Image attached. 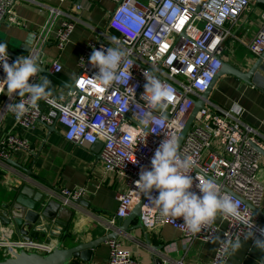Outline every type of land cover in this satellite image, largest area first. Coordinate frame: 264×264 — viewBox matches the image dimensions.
<instances>
[{
  "label": "built area",
  "instance_id": "built-area-1",
  "mask_svg": "<svg viewBox=\"0 0 264 264\" xmlns=\"http://www.w3.org/2000/svg\"><path fill=\"white\" fill-rule=\"evenodd\" d=\"M67 1L58 0L59 4ZM112 1L115 9L103 30L84 23L74 12L40 5L48 11V16L41 29L30 34L26 44L27 55L30 52L37 59L51 40L64 50L77 25L92 28L96 36L84 44L78 62L79 73L74 81L75 90L69 89L61 96L40 101L35 109L30 108L19 120L5 109L8 104L18 102L20 97L15 96L13 101L7 95H0V120L8 114L28 129L38 123L51 126L58 121L64 128L63 138L68 142L79 146L101 142L104 173L117 175L126 181V190L117 196L118 211L110 219L108 229L113 228L119 219L130 216L144 200L141 227L154 231L167 225L178 230L190 243L210 242L221 236L211 264H227L231 250H223L222 241L237 236L244 238V220L252 219L258 227L264 228V220L252 209H260L264 199V185L259 178L262 155L253 145L263 151L264 146L258 142L256 130L242 122L241 110H235V107L225 110L206 100L178 148L182 159L191 160L194 179L196 175L210 177L222 195H231L239 201V217L218 213L212 223L192 234L181 227L183 218H165L158 209L149 206L147 198L135 192V181L139 179L142 168H151L155 151L165 137L175 136L179 140L191 117L194 100L202 99V94L212 86L222 66L225 41L235 36L232 28L250 10V0ZM17 2L0 0V27L4 22L22 26L14 9ZM74 9L78 13L83 10L80 4H76ZM261 20L262 28L248 46L255 56L264 52V12ZM99 39L103 44L98 43ZM109 47L129 53L128 59L132 63L124 69L126 79L129 73L132 76L128 84L115 83L105 87L94 79L99 70L91 65L89 57L93 49ZM8 57V63L16 61ZM62 71V65L52 61L51 72L59 74ZM145 72L155 75L173 92L172 100L166 104L167 121L163 125L153 119L160 115L159 110L150 108L141 100L146 83ZM38 77L39 73L30 83L36 82ZM4 79L5 73L0 65V82ZM44 105L47 111L43 109ZM16 149L29 150V144L15 135L0 141V157L8 158L7 153ZM196 183L198 181L191 191L199 194ZM85 191L80 187L61 189L59 193L63 204L70 206L84 199ZM153 195L158 193L154 191ZM106 244L110 247L106 264H140L133 258L131 250L117 239H108ZM54 246L34 240L17 241L15 244L0 240V248L9 249L10 257L19 249L46 255L54 251Z\"/></svg>",
  "mask_w": 264,
  "mask_h": 264
},
{
  "label": "crops",
  "instance_id": "crops-1",
  "mask_svg": "<svg viewBox=\"0 0 264 264\" xmlns=\"http://www.w3.org/2000/svg\"><path fill=\"white\" fill-rule=\"evenodd\" d=\"M250 10L241 16L232 28L234 37L225 41L223 60L242 71L248 69L255 55L249 51L251 40L262 28L261 14L264 5L250 0ZM82 6L78 13L74 7ZM40 5L59 7L65 12H74L84 23L103 30L106 28L110 13L115 9L112 0H69L59 4L58 0H18L15 11L22 26L10 25L4 22L0 27V42L6 43L8 49L19 56L27 55L26 44L30 34L38 32L45 23L48 11ZM71 41L61 50L54 40L49 41L38 64L42 71L38 79L47 77L55 89V97L68 92L70 87L65 84H75L79 73V59L86 41L94 39L92 28L77 25ZM58 61L63 71L59 74L51 72L52 61ZM209 101L225 110L238 106L242 111V122L256 130L257 140L264 146V92L239 80L234 76H222L212 89ZM43 109L47 111L46 105ZM0 141L15 135L26 140L29 150L16 149L7 153L8 158L0 157V209L5 203H10L13 192L18 187L27 184L32 188L45 189L53 197H59L61 189L84 187L86 196L83 205L71 204L66 212L61 213L53 221H47L48 234L43 237L37 234L34 241L54 246L63 242V248L72 247L78 243H89L109 234H116L123 246L129 248L133 258L140 264H211L219 246L221 236L210 242H188L182 234L170 226H163L154 231L141 227L140 218L129 222L126 229L116 222L108 229L110 219L116 215L118 208L117 196L126 190V181L111 174H105L101 160L102 143L79 146L63 138V126L58 122L56 130L49 132L47 125L38 123L32 129L20 126L10 115L0 120ZM56 123V122H55ZM17 163L22 167L12 164ZM260 181L264 185V156L260 160ZM55 197V198H56ZM60 201V200H59ZM264 220V199L260 207ZM0 240L17 243L24 236L14 233L11 227L0 225ZM243 246L236 252H230L227 264H264V252L257 250L251 239H241ZM110 247L101 244L93 252L90 263L73 259L70 264H106L109 259ZM10 257L9 249L0 248V260Z\"/></svg>",
  "mask_w": 264,
  "mask_h": 264
},
{
  "label": "clouds",
  "instance_id": "clouds-1",
  "mask_svg": "<svg viewBox=\"0 0 264 264\" xmlns=\"http://www.w3.org/2000/svg\"><path fill=\"white\" fill-rule=\"evenodd\" d=\"M25 51H29L25 48ZM129 53L121 48L93 49L89 61L98 74L95 80L98 84L110 87L115 83L128 84L132 78L129 73L125 78L124 69L132 62ZM8 45L0 42V65L3 67L5 79L0 82V95H7L18 102L7 105L5 111L11 112L17 120L26 115L30 108L35 109L39 102L54 95L52 82L47 78L30 83L42 71L37 60L29 52L20 56L12 64L8 63ZM146 83L141 95L147 106L159 110L160 115L153 117L156 123L163 125L167 121L165 108L173 98L171 88L155 75L144 73ZM65 87H71L65 84ZM6 89V91H5ZM238 110V106H235ZM192 162L182 159L178 152V141L175 136L165 137L156 149L151 160V168H142L139 179L135 181V192L146 197L148 205L160 211L161 216L175 220L183 218L182 228L190 233H199L202 228L212 223L218 213L239 217V201L231 195H222L214 179L203 175H191ZM195 181L199 194L191 191ZM158 195H153V192ZM148 221H146L147 223ZM244 240L251 239L254 247L264 252V228L258 227L252 219L243 221ZM222 249L231 252L238 251L243 243L239 236L221 242Z\"/></svg>",
  "mask_w": 264,
  "mask_h": 264
},
{
  "label": "water",
  "instance_id": "water-1",
  "mask_svg": "<svg viewBox=\"0 0 264 264\" xmlns=\"http://www.w3.org/2000/svg\"><path fill=\"white\" fill-rule=\"evenodd\" d=\"M257 4H263L264 0H254ZM99 44H103V40H98ZM8 55L15 58L16 60L20 57L14 51L8 49ZM42 55L36 59L39 62ZM222 60V66L214 77L212 86L202 94V99L199 98L194 100V109L191 113V117L187 122L184 130L180 133L178 140V148L182 143L185 133L190 125L196 118L198 111L205 106L206 100H209L210 93L214 88L215 84L222 76H234L246 84L254 85L264 92V52L255 56L253 61L248 65L246 71H242L231 65L230 63ZM39 65V64H38ZM41 68L42 66L39 65ZM71 90H75V84L71 85ZM57 122L51 126H47L49 132L57 131ZM96 143L95 145H97ZM103 147V144H101ZM253 148L264 156V151L261 150L257 145H253ZM12 162V161H10ZM12 164L16 167H22L17 163ZM32 188L27 184H24L13 192L12 200L10 203H5L0 209V225L3 227H11L14 233L24 236L25 241H33L37 234H41L45 237L49 232L45 226L47 221H53L57 217H61V213L66 212V207L59 197L54 196L49 191L39 188ZM52 195V196H51ZM60 200V201H59ZM144 200L138 204L133 212L126 219H119V223L126 229L129 222L134 220L136 217L140 218L141 207ZM76 206L83 205V199L77 200L73 203ZM254 212L260 214V210L252 208ZM117 238L116 234H109L108 236L95 239L89 243H78L72 245V247L63 248V242H58L54 246V251L50 254H40L38 252H29L25 249H19L12 257H6L0 260V264H70L75 258L80 259L85 263H90L93 252L98 246L104 244L108 239ZM157 264H162L161 261H157Z\"/></svg>",
  "mask_w": 264,
  "mask_h": 264
}]
</instances>
